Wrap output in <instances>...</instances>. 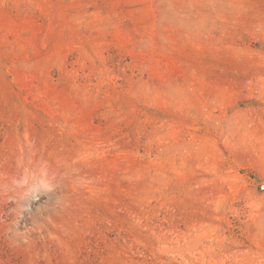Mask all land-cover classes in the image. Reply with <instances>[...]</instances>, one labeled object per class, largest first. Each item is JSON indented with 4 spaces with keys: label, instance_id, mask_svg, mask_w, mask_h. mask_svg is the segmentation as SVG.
<instances>
[{
    "label": "rangeland",
    "instance_id": "1",
    "mask_svg": "<svg viewBox=\"0 0 264 264\" xmlns=\"http://www.w3.org/2000/svg\"><path fill=\"white\" fill-rule=\"evenodd\" d=\"M0 264H264V0H0Z\"/></svg>",
    "mask_w": 264,
    "mask_h": 264
}]
</instances>
